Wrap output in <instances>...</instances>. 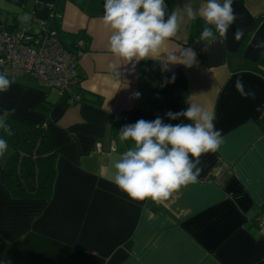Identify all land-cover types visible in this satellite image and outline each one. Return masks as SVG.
<instances>
[{"label": "crops", "instance_id": "crops-1", "mask_svg": "<svg viewBox=\"0 0 264 264\" xmlns=\"http://www.w3.org/2000/svg\"><path fill=\"white\" fill-rule=\"evenodd\" d=\"M186 2L175 0L173 10ZM189 2L198 9L205 0ZM103 5L0 0V23L8 28L37 34L50 21L67 49L86 43L70 94L19 73L8 75L13 83L0 92V123L43 127L58 150L48 200L13 198L3 184L11 148L0 157V264H264V235L254 224L264 217V48L257 47L264 42V0H233L236 23L206 52L199 37L191 40L195 20L186 21L162 55L191 47L197 63L170 64L168 71L162 58L128 63L111 53ZM237 27L244 30L239 41ZM238 77L255 99L237 92ZM76 96L81 100L70 104ZM189 101L215 113L223 143L200 157L196 183L159 203L130 199L112 183L115 162L133 144L120 140V129L157 116L187 123L166 113ZM5 109L15 114L4 117Z\"/></svg>", "mask_w": 264, "mask_h": 264}, {"label": "clouds", "instance_id": "clouds-1", "mask_svg": "<svg viewBox=\"0 0 264 264\" xmlns=\"http://www.w3.org/2000/svg\"><path fill=\"white\" fill-rule=\"evenodd\" d=\"M104 26L110 30L109 50L118 59L129 62L162 58V71H168L170 64H182L191 68L197 63V52L191 48L181 49L179 55L168 52L162 55L167 42L175 37L186 21L203 19L204 26L199 40L205 43L202 52L218 38L227 39L230 27L236 23L237 13L233 0H205L197 9L187 0L183 7L166 12L165 0H104ZM28 19L27 16L21 17ZM234 38L239 41L244 30L237 27ZM264 48V42L257 45ZM109 69L118 78V66L110 64ZM175 80L173 74L170 83ZM13 81L0 73V92L7 91ZM234 87L243 98L255 99V92L246 89L242 77ZM139 93H136L137 98ZM188 107L179 112H167L170 120L183 117L187 123H164L157 116L148 121L139 119L127 124L119 131L121 141H132V146L121 154L114 164L112 183L130 199L143 201L151 198L159 203L170 197L182 185L196 183L201 168L200 157L216 152L223 143L222 130L215 125L216 115L208 108L187 102ZM15 114V109H5L4 117ZM9 136V125L0 123ZM8 149L7 141L0 138V157Z\"/></svg>", "mask_w": 264, "mask_h": 264}, {"label": "built area", "instance_id": "built-area-1", "mask_svg": "<svg viewBox=\"0 0 264 264\" xmlns=\"http://www.w3.org/2000/svg\"><path fill=\"white\" fill-rule=\"evenodd\" d=\"M85 51L86 43L82 39L74 43L72 50L67 49L45 23L37 34L9 29L0 23V73L6 76L27 74L61 94H70L80 82L77 69ZM80 100L78 96L72 97L69 103ZM254 224L259 234L264 235V217H256Z\"/></svg>", "mask_w": 264, "mask_h": 264}, {"label": "trees", "instance_id": "trees-1", "mask_svg": "<svg viewBox=\"0 0 264 264\" xmlns=\"http://www.w3.org/2000/svg\"><path fill=\"white\" fill-rule=\"evenodd\" d=\"M174 2L175 0H165L168 14L173 11ZM45 24L49 30L58 34L53 22L46 21ZM203 26L202 19L195 20L191 40L200 36ZM4 123L9 125L12 132L9 136L0 129V138L5 139L12 150L4 166V186L16 199H50L58 150L51 145L48 131L43 127H32L11 119Z\"/></svg>", "mask_w": 264, "mask_h": 264}]
</instances>
